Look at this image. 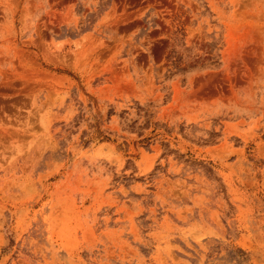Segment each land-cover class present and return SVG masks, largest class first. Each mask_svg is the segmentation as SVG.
Listing matches in <instances>:
<instances>
[{
	"label": "rangeland",
	"instance_id": "374dc122",
	"mask_svg": "<svg viewBox=\"0 0 264 264\" xmlns=\"http://www.w3.org/2000/svg\"><path fill=\"white\" fill-rule=\"evenodd\" d=\"M0 264H264V0H0Z\"/></svg>",
	"mask_w": 264,
	"mask_h": 264
}]
</instances>
